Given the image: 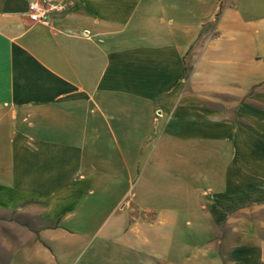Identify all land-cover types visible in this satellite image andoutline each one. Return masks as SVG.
I'll return each instance as SVG.
<instances>
[{"label":"crops","instance_id":"obj_1","mask_svg":"<svg viewBox=\"0 0 264 264\" xmlns=\"http://www.w3.org/2000/svg\"><path fill=\"white\" fill-rule=\"evenodd\" d=\"M34 1L0 0V213L36 223L0 261L264 264V0Z\"/></svg>","mask_w":264,"mask_h":264},{"label":"rangeland","instance_id":"obj_2","mask_svg":"<svg viewBox=\"0 0 264 264\" xmlns=\"http://www.w3.org/2000/svg\"><path fill=\"white\" fill-rule=\"evenodd\" d=\"M213 24H208L206 26H204L203 31H208L212 29ZM96 202V206H91L92 210H95L91 217L92 219L95 220H91V224H89V226H86V228L82 229V233H85V238H88L92 241L97 240L99 237H104V235L106 236L107 234L105 233V228L103 230H98L96 231V228L99 224V222L101 221V219L104 217L105 213L102 212L103 210L106 209V207H99L98 206V200L95 201ZM101 210H100V209ZM103 208V209H102ZM38 217V216H37ZM6 221V227H3L2 222ZM35 222V217L26 215L24 213H14V212H6V213H0V239L3 238V235H5V237L7 239H10L12 242L16 241L17 238L19 237L20 232L24 231L27 227H31L34 226L36 223ZM81 233V234H82ZM134 234L129 235V238H132ZM112 237H114V232L111 235ZM6 248L1 246L0 243V255L3 254H7ZM221 253L222 255H224V260L227 261V254H228V250L229 247H222L221 249ZM248 251V248H242V252L243 254H245ZM0 264H3L0 261Z\"/></svg>","mask_w":264,"mask_h":264},{"label":"built area","instance_id":"obj_3","mask_svg":"<svg viewBox=\"0 0 264 264\" xmlns=\"http://www.w3.org/2000/svg\"><path fill=\"white\" fill-rule=\"evenodd\" d=\"M64 4L56 0L34 1L28 5V16L31 21L48 23L53 11H62Z\"/></svg>","mask_w":264,"mask_h":264},{"label":"trees","instance_id":"obj_4","mask_svg":"<svg viewBox=\"0 0 264 264\" xmlns=\"http://www.w3.org/2000/svg\"><path fill=\"white\" fill-rule=\"evenodd\" d=\"M224 263H226V261L224 260Z\"/></svg>","mask_w":264,"mask_h":264}]
</instances>
